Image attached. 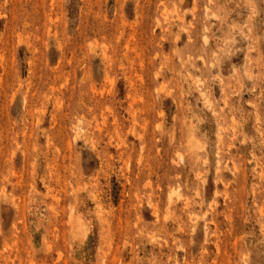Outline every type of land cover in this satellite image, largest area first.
I'll use <instances>...</instances> for the list:
<instances>
[{"label":"rangeland","instance_id":"rangeland-1","mask_svg":"<svg viewBox=\"0 0 264 264\" xmlns=\"http://www.w3.org/2000/svg\"><path fill=\"white\" fill-rule=\"evenodd\" d=\"M0 264H264V0H0Z\"/></svg>","mask_w":264,"mask_h":264}]
</instances>
